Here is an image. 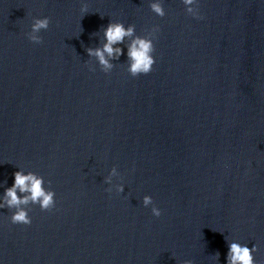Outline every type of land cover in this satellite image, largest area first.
<instances>
[{
	"label": "clouds",
	"instance_id": "9594fccd",
	"mask_svg": "<svg viewBox=\"0 0 264 264\" xmlns=\"http://www.w3.org/2000/svg\"><path fill=\"white\" fill-rule=\"evenodd\" d=\"M186 7V12L193 17L200 19L197 0H182ZM150 9L156 15L163 17L165 10L160 0H154L150 3ZM87 4L81 7L82 13H87ZM50 24L48 17L35 18L31 24V31L27 33L28 39L35 43H42V37L39 33L42 30H47ZM158 31V28L152 29L146 36L135 34V26L128 25L127 27L122 22H113L110 20L108 25L103 28V42L100 46L86 49L89 57H94L98 62L101 70L109 73L114 64L112 61L118 60L124 54L122 47L116 45H125V40L130 42L125 45L127 49V64L128 72L131 76L137 77L141 74H148L152 71L155 64L153 53L155 51L153 44V34ZM14 183L11 187L4 190L2 198H0V209L7 208L12 211L11 222L13 224H31V217L28 214V206L30 204L39 205L41 210L49 211L55 207V193L44 187L45 180L42 176L33 173H25L22 170L14 172ZM119 176L116 167H113L106 177L105 183L112 185L113 177ZM117 193L124 191L123 184L113 185ZM111 192L112 187L106 189ZM143 205L145 207L152 205V214L156 217L161 215V210L154 206L151 196L143 197ZM228 251L226 255L227 264H256L253 253L258 251L256 245L249 248L247 245L240 243L238 240L227 242ZM214 256L219 258V252ZM183 264H192V261L185 260Z\"/></svg>",
	"mask_w": 264,
	"mask_h": 264
}]
</instances>
